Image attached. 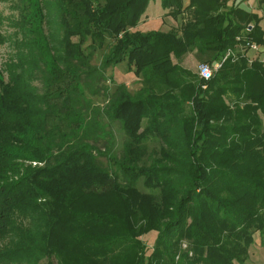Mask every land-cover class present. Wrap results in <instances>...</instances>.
<instances>
[{"label": "trees", "instance_id": "trees-1", "mask_svg": "<svg viewBox=\"0 0 264 264\" xmlns=\"http://www.w3.org/2000/svg\"><path fill=\"white\" fill-rule=\"evenodd\" d=\"M152 1L23 8L24 51L0 69V264H246L264 235V66L237 42L264 44L261 19L247 0H162L176 25L144 33ZM189 54L223 63L204 81Z\"/></svg>", "mask_w": 264, "mask_h": 264}, {"label": "rangeland", "instance_id": "rangeland-1", "mask_svg": "<svg viewBox=\"0 0 264 264\" xmlns=\"http://www.w3.org/2000/svg\"><path fill=\"white\" fill-rule=\"evenodd\" d=\"M51 0H0V69L4 70V76L7 78L6 73V65L10 63V61H17V54L19 51H24L21 48L20 44L22 43L23 35L20 30V24H23L21 21V13L24 12V9L31 10L32 12V19L35 23L40 21L42 8L43 6H47V2ZM162 0H154L152 1L144 16L142 17V21L138 26V29L144 33L152 32V31H161L167 32L170 27L176 25V21L171 16H166L167 11L163 9ZM243 7L248 8L246 4L242 5ZM34 13L37 14L36 18L34 19ZM52 19V16H49V20ZM23 20V19H22ZM47 22V18H46ZM26 24V23H25ZM264 25V23H263ZM29 26V25H28ZM32 26V24H31ZM55 25H45L46 32H50L53 30ZM56 30V29H55ZM20 45L19 47L17 45ZM102 52H97L95 61L97 64L100 62V58L102 57ZM177 63V60H174ZM179 63L196 73H198V68L201 63L196 58L195 54H189L185 56ZM113 70V69H111ZM111 70L108 72L111 74ZM115 79L114 82L120 83L125 82L126 86L132 93H135L138 89H140V79L137 77H132L131 74H127L123 72L122 67L118 66L114 69ZM120 72V75L118 74ZM119 76H118V75ZM132 77V78H131ZM34 85L42 88V83L40 81H35ZM111 85L113 83L111 82ZM114 87V85L112 86ZM93 103L95 106L99 108H103L105 104V99L103 97L100 98H92ZM115 133V141H116V153H120L121 148L123 146L124 135L119 130L117 126L113 127ZM159 144L156 141L148 142V149L152 152L154 149H158ZM104 160V159H103ZM157 240V234L151 233L147 236L146 241L149 247H153ZM10 238H5L0 241V249H4L6 246H9ZM185 246V245H184ZM250 259L246 264H264V235L257 233L255 235V245L252 246L249 250ZM179 259L176 258V261ZM21 264H27L26 261L22 262ZM40 264H59L58 259L56 257L51 258H44L40 261Z\"/></svg>", "mask_w": 264, "mask_h": 264}, {"label": "built area", "instance_id": "built-area-1", "mask_svg": "<svg viewBox=\"0 0 264 264\" xmlns=\"http://www.w3.org/2000/svg\"><path fill=\"white\" fill-rule=\"evenodd\" d=\"M252 28H253L252 26H249L246 28V31L251 32ZM237 42L239 44L240 53L247 54L248 56L253 57L249 60L250 64L253 63V61L255 60L260 62L264 66V44H259L246 35H240L237 38ZM232 55H234V52L229 51L227 55L224 57L223 62H225ZM222 63L213 62L212 64L200 65L198 68L199 76L204 81H208L212 79L214 74L221 68Z\"/></svg>", "mask_w": 264, "mask_h": 264}, {"label": "crops", "instance_id": "crops-1", "mask_svg": "<svg viewBox=\"0 0 264 264\" xmlns=\"http://www.w3.org/2000/svg\"><path fill=\"white\" fill-rule=\"evenodd\" d=\"M183 1H184V5L188 6L189 0H183ZM230 1L233 2L234 0H230ZM243 4H246L248 6V9L253 14L257 15L261 19V26L264 29V25H263V23H264V8H262L259 5L258 0H247Z\"/></svg>", "mask_w": 264, "mask_h": 264}]
</instances>
